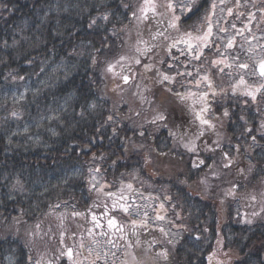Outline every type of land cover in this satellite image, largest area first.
Segmentation results:
<instances>
[{"label":"trees","instance_id":"trees-1","mask_svg":"<svg viewBox=\"0 0 264 264\" xmlns=\"http://www.w3.org/2000/svg\"><path fill=\"white\" fill-rule=\"evenodd\" d=\"M161 1L159 12L157 0H0V264H96L95 246L112 249L107 264H264L253 97L231 87L202 113L162 85L176 83L167 69L196 29L184 20L167 35ZM235 146L247 160L227 159ZM135 174L186 217L179 243L125 219Z\"/></svg>","mask_w":264,"mask_h":264},{"label":"rangeland","instance_id":"rangeland-1","mask_svg":"<svg viewBox=\"0 0 264 264\" xmlns=\"http://www.w3.org/2000/svg\"><path fill=\"white\" fill-rule=\"evenodd\" d=\"M172 1L175 4L176 15L180 16L188 4L185 0ZM231 1L232 0H212L213 16L211 17V22L214 24V45L210 47V50L213 51L216 49L217 52L215 55L210 56V58L215 57L216 68L214 75L217 79V84L219 87L223 86L227 88L236 83L237 79L243 78L246 83H248V86L256 87V90H260V94L264 95V79H261L256 73L257 65L264 59V27L259 24V17L261 15L259 11L264 15V0H244L240 4L237 3V5H241V7L237 6L232 18L227 19L225 13L233 6ZM157 3L159 12L165 9L163 8L161 0H157ZM252 15L253 18H251ZM225 20H227V26L223 23ZM198 47L200 48L202 46ZM177 49L179 50L176 53L178 57V69L184 76L185 74L192 73L190 61H187L185 67L181 65V58L179 55L184 53L185 47L179 46ZM206 59H208V57ZM242 65L246 66L243 70ZM175 70L176 69H170L168 72L177 73L174 72ZM203 71L204 69H201L198 75L204 76ZM193 76L194 74L189 76V78L185 76L186 80L184 77L179 78L181 84L183 81H187L189 84H183L184 86L186 85L185 91H206L209 93V86L206 88L205 83L200 84V87L190 85V79L191 84L194 83L195 77ZM208 77V75L205 77L206 81ZM256 96H259V94ZM218 100H221V103L228 101L225 95L220 96ZM263 101L264 100L260 98L255 104L250 100H247L246 103L248 107H256L260 110ZM99 180V176L93 177V182H99ZM132 182H134L136 190H138L136 200L138 205L132 217L141 218L142 216H147L150 224L158 226L160 229H166L173 241L176 242L180 238L182 239L184 233H182L180 228L184 225L183 221L186 217L180 214L181 210L175 204H170L166 201V192L163 193L162 190H158V187L154 186L153 182L137 174L132 178ZM186 229H188V233H191L189 226L188 228L186 227ZM99 250L100 249L95 246V248L92 249L93 252H90L88 255L89 257L87 256V260H91L96 264H107L108 259L106 256H108V252L111 254L113 252H111L110 248L104 246L103 252ZM229 254L231 255V253ZM219 260L224 264H232L235 258L233 261L232 258H228L229 261L225 260V258H219Z\"/></svg>","mask_w":264,"mask_h":264},{"label":"flooded vegetation","instance_id":"flooded-vegetation-1","mask_svg":"<svg viewBox=\"0 0 264 264\" xmlns=\"http://www.w3.org/2000/svg\"><path fill=\"white\" fill-rule=\"evenodd\" d=\"M195 97H197V98H201V97H203V95L202 94H195L194 95ZM192 103H194V101L192 100ZM197 103H200V105H196L197 107H200L201 109H200V111L202 112V113H204V110H205V107H204V100H198L197 101ZM199 119H201V117H199ZM198 123V125H200V122L198 121L197 122ZM205 134H203V135H201L200 134V136H201V138H200V136H196L195 138H194V144L197 146V147H203V145L205 144V140L203 139V137L202 136H204ZM211 142H214L215 141V139H213V140H210Z\"/></svg>","mask_w":264,"mask_h":264},{"label":"water","instance_id":"water-1","mask_svg":"<svg viewBox=\"0 0 264 264\" xmlns=\"http://www.w3.org/2000/svg\"><path fill=\"white\" fill-rule=\"evenodd\" d=\"M259 72H260L261 74H264V64L259 68Z\"/></svg>","mask_w":264,"mask_h":264}]
</instances>
